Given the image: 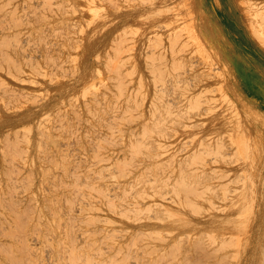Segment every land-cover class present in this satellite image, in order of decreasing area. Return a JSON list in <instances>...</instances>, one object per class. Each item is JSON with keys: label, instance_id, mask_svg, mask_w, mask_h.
I'll return each instance as SVG.
<instances>
[{"label": "rangeland", "instance_id": "374dc122", "mask_svg": "<svg viewBox=\"0 0 264 264\" xmlns=\"http://www.w3.org/2000/svg\"><path fill=\"white\" fill-rule=\"evenodd\" d=\"M54 1L58 3V0H53L52 4ZM61 1L63 0L59 1L60 6H58L59 4H57V6L55 5V7L53 6V10L51 7L47 11L41 10L39 8L42 5H37V3L33 5V7L39 6L36 8L37 10L35 9V12H26L22 8L20 1L5 0L4 7L10 2L15 6V9L9 12H5L4 9L0 11V264H128L127 262L130 260H135L133 259L134 256L135 258L137 257V262L139 264H205L206 261V264H217L219 258V264H235L238 258L246 256L245 254L250 252L249 250L256 246V243L257 245L261 243L264 246V219L262 222H259V220L262 219L259 217L260 211L262 213L264 212V179H262L264 178V110L260 109L256 103L259 93L262 94V98L264 96V44L262 46L264 42V28L261 26L264 25V0H118L120 3L116 2L114 4L112 3L113 0H111V2H108V0H89V3L91 2L97 7L101 5L102 9H104V11H102L105 13L107 12L106 15L101 13V16L96 15V13L100 14V10L98 11L99 13L96 12L95 9H92L93 5L87 3L86 0H79L81 3L78 0H66L69 2L68 8H66L68 2L64 0L66 4L62 5L61 3L63 2ZM240 1H242V3ZM246 1H250L249 3H251V5H249L252 8L247 5L248 3H246ZM77 3H79V6ZM116 4H119L120 7L116 6ZM115 6L122 9H114L116 8ZM34 8L32 9L34 10ZM98 9L99 8H97V10ZM125 12H129V14L126 13L128 14L126 15L124 14ZM72 13H77L78 15H73ZM92 13L96 15L95 18L97 20L94 17L91 18ZM108 14L109 16H107ZM70 15H73L74 18ZM80 15L81 18H78L80 22H77V17ZM123 15H125V18ZM148 15H150V17H148ZM64 16L67 17L66 20H70L65 22ZM82 16H84V19ZM103 16H105L104 20L101 19ZM59 17L61 19L64 18V20L62 19L63 22L60 21V23H65L67 26L64 24L61 28L60 26L62 24H60L58 25L60 28L56 27V24L60 20ZM47 18L52 20L47 21L49 23L52 22L50 25L56 26L51 28L50 26L48 27L49 24L45 23ZM21 19L23 23H20ZM55 19L57 21H55ZM90 19H93L92 21H95V23H98L99 19L102 24H93V27L92 25L88 27L86 22L91 23L92 21ZM10 20H13V24L8 23ZM42 20H44V22ZM71 20H73L74 24ZM120 20L123 21L120 22ZM124 20H127L125 24ZM70 21L72 25L78 27L72 29V26H70L71 24H69L70 28H68V22L70 23ZM119 23L123 25L119 27ZM190 23H192L190 28L192 27L193 32H195L194 34L192 30L189 29ZM227 23L228 25H226ZM81 24H83L85 35L83 32L81 33L79 31L82 27ZM125 25L127 26L125 27ZM85 26L88 27H86L87 30H85ZM139 26L142 27L140 28ZM64 27L66 28L63 29ZM111 27L113 28L110 29ZM157 27L158 30L155 29ZM123 28H125L126 32L128 31L127 38L131 36L130 38H133L132 40L124 38L126 36L121 37L126 35L125 33H120ZM146 28L148 29L147 32L145 31ZM216 28L218 31H216ZM108 30H110V33L111 31L112 33L117 31L116 34H114L115 38L114 36L112 37V33L111 36H109ZM150 30L152 31L150 32ZM261 30L262 32H260ZM78 32H80L81 35ZM150 33L155 36L154 39L156 37L159 38V40H155L157 41L155 45L158 44L161 46L159 48L157 45L159 52L164 50L160 52L161 55L157 52V47L155 48V46H153L154 41L152 40V42H149L153 37L150 36ZM158 33H163V37H158ZM131 34L134 37H132ZM144 34L148 35L147 40ZM195 34L198 40H200V43L197 41ZM85 36L87 37L86 41L84 38ZM254 36H258L259 39L257 40ZM81 37H83V39ZM94 37L96 40H94ZM192 37L196 39L192 40ZM109 38L114 40L108 42V40L110 41ZM124 41V44H126L127 41H133L130 43L128 42L127 45L132 43L128 46L122 44L126 46V48L128 47L126 50L133 52L135 47L134 51L138 48V51L136 50L137 52H134L136 54H131L133 56L130 58L128 57L130 53H128V51L126 52L124 47L122 49V45L120 46ZM168 41L170 42L168 43ZM90 43L94 50H91L93 48ZM82 44L83 48L87 46L86 44H88V46L83 49ZM94 44L96 46H94ZM103 44H105V46ZM89 47L90 49H88ZM99 48L102 49V51ZM119 48L125 52L122 51L121 54L119 50V54ZM164 48H166V50ZM225 49H229V52L228 50L225 51ZM86 50H88L87 53ZM192 50L193 54L191 52ZM105 53L108 55L110 54L112 63L110 60V62L107 63L106 60L109 59V56L105 55ZM85 54H89L88 57H86ZM205 54L207 56H205ZM112 55L113 58L111 57ZM105 56H107L108 59H105ZM145 56H147V60L149 61L146 62L147 64H152L154 68L158 67L155 70L150 68V71H152L151 73L149 70L144 71L146 67H150H145V65H143L144 63H142V60H144V62L146 60ZM177 56V60L179 59L180 61L181 59V63L179 64L177 63L179 61L174 59ZM236 56L237 58H235ZM96 57L101 61L98 60L100 62L99 64ZM133 57L136 65L134 64V60H132L133 63L130 61ZM157 57H159V59ZM205 57H207V59ZM92 58L93 60L96 58V61L91 60ZM118 60H121L122 66L125 64L124 67L126 66L127 72L129 68L132 72L134 71L131 69L130 65L133 66L132 68L136 66L138 69L134 73L135 75L139 73L138 75H140V77L144 75L140 78L143 79L142 81L144 83V79L149 76V74L145 76L147 72H149L150 75L154 74L156 80H162V78L164 80L165 78L166 84L170 82V78L173 79L171 81L174 82L175 80L177 82L175 83L176 85L173 84V82L171 85L172 87L175 85L177 86L176 88H179V94L176 88H174V90L177 91L175 93L180 97H178L177 94L174 95L175 98L172 96L174 99L168 96L172 99L169 102L168 100L170 99L168 98V100H166V96L174 94L170 91V89L172 90V87L170 88L171 85L164 84L163 86L160 81L159 85L156 84L154 86L155 83H159L155 81V77L152 76L154 77V81L151 80V77L146 78L149 80H147L148 82H154L153 86L155 88L157 86L162 96L166 95L164 99L158 100L159 105H155H158L157 108L161 106L164 100L169 102L168 106L172 105V103H174L173 101L178 97L177 99L179 101L176 99L177 103H174L176 105L173 104L177 110L172 106V108L168 107L165 111H163L164 109L161 110L160 108L167 107L164 101L163 103L165 104H162L163 107L158 109L159 114L163 115V113H160V110L161 112H166L168 110L166 114L169 112L170 115V112H174L181 115L183 112L186 113L188 111L187 109H190L189 104L192 105L191 103H193L191 109H194V111L198 113L202 107H207L206 105L208 102L210 104H208L207 110H205L206 108L204 109L205 112L208 111L209 108H212L209 110L212 111V113L206 112L205 114L203 112V116L207 115V117L202 116V118H197L195 116V118L193 117L189 122H187L188 118L187 121L184 118L189 115L188 113L191 109L188 111L187 115H182L184 117L178 114L179 118L181 117L185 121L178 120L176 115L175 118L180 122L182 121L185 125V129L183 130L181 129L182 123L177 121V124V122H175L176 119L174 121L176 123H174L175 125H180L182 131L179 130V134L181 136L179 134L175 136L178 130H174L173 127L175 125L172 119L167 118V120L171 119L174 125L172 128L176 133H174L173 130H171V132H162L164 136L169 133V136L174 134V140L173 138L171 140L169 136L170 140H168V137V139H165L160 132L163 130V126L168 127L166 124L168 121L166 119H164L166 120L164 122L166 125H161L159 127V129H162L160 132L153 130L150 125L151 122L153 123V121H155V117L153 119V116L157 113V110H152V105H150V103L155 100L153 99L155 93L153 94L152 92L157 90L155 88L154 90L153 86L152 88H150L151 86L148 87V85L152 83L149 84L146 82L147 90L149 88L147 98L150 95L148 101L152 99V102L148 103L147 101L149 105H147V108L150 109L147 110L148 112L151 110L156 112L153 116L150 114L152 118L148 117L150 116L148 115L150 112L147 114L148 133H150L149 131L151 128L153 133H157V136L150 135V138L152 136L156 142L160 141L163 148L170 143L167 141L175 142V144L173 143L174 145L172 148L167 147L166 150L163 151L165 155H163L162 151L154 150L157 151V154H159L158 152L161 153V157L155 154L160 160L158 158H153L154 154L152 155L150 153L151 151L153 153V149L151 150V146H149L151 150L149 151L147 147V162L149 163V158L151 157V161L157 159V161L152 162V164L150 161V171L153 169L151 174L148 171L150 167H147V174L149 173V178L147 177V180L149 182L153 178L155 180L158 173L164 170V173H160L157 177L158 180L156 179L155 183L154 180L153 182L151 181V183L147 182V190L153 189L150 190L151 192L147 191L148 194L150 193L148 197L150 198L152 195L151 193L154 191L158 196L161 194V197L159 196L157 198L155 193H153L156 198L153 197V200L151 198L149 202V198L147 197V205L144 201L138 200L142 206L138 207L139 210L137 211L129 209L131 206L127 203H129L130 200L120 198L122 195L119 197V202L117 199L115 201L112 200L115 204L114 206L111 204V201L109 203V201L102 199L99 196L100 192L91 190L92 186L99 187L104 183L110 184L114 182L116 186H120V192H127L133 187L132 184L135 179V174L130 173L135 169L134 165L122 167L128 163L129 160L117 164V160L123 161L125 156H127V152H123L124 145L119 140L120 136L117 137L116 132L112 136V134L107 131L106 127L103 128L100 126L102 119H105L107 125L110 123V120H108L109 118L105 117V112L109 108V104L110 107H113V103L110 102V99L112 101L113 98H109L111 97L110 95H115V98H117V93L115 94V92L121 90L123 92L121 93L120 91V93H118L119 95L123 94L124 96L125 94H130L134 97L136 92L134 91L135 85H133V83L139 80L138 75L136 76L138 80H136L137 78H134V73L128 75L130 73L129 71L126 78L124 72L122 77V72L120 70L122 69V71H125L124 69H126L122 67L118 68L119 72H121V76L118 74L119 72L116 73L117 71L114 69V65H121V63H116ZM137 60H139V62H137ZM113 61H115V64ZM102 63H105V65ZM106 63L107 65L111 64L109 72L108 68L110 66H107ZM175 63L178 64V70H174V68H176ZM188 63L190 68L187 66ZM139 65L145 68H141ZM166 65H171L170 67L172 68L168 69L169 66ZM179 65H182V70ZM96 66H98V69L95 68ZM193 67L196 68L194 69ZM112 69H114L117 76L113 73L114 71ZM187 69L194 70L189 71ZM110 70L113 71L112 73L115 77L121 78L120 80L125 78L122 80V82H125L124 85L120 80L117 81L114 75H112V77L114 81H117L114 82V84L120 82L119 85H112L113 81L109 83L112 79ZM153 70L156 71V73L153 72ZM184 70L190 73L187 72V74ZM196 70L199 71L196 73ZM139 71H141V73ZM158 71H161L160 78L157 76L159 75V73H157ZM175 71L177 74L173 73L172 76L168 75V73L170 74V72ZM181 72H183V74ZM106 74L109 75L108 77L110 78H107ZM180 74L184 75V77L182 76L181 81L178 82L177 79L181 78ZM197 74H200V78ZM188 75H192L191 77H195V81L199 80V83H202L197 85V83L192 80L190 86L189 82L191 78L190 76L188 78ZM201 76L204 78L206 77V81L203 80ZM128 77L129 79L127 81ZM167 77H169V79ZM200 79L204 82L200 81ZM207 79L210 80V84H208L209 81ZM185 82H188L189 84L187 85L186 83V85L190 87L185 86ZM193 82H195L196 87H194ZM106 83H109V85L111 84V86ZM246 85L252 89L250 96L256 100L255 102L253 100L250 101V98L247 97L249 95L246 93L248 89ZM118 86L119 89L117 90ZM122 86L124 87L121 88ZM167 86H169L170 89ZM192 86L195 89L190 91V88H193ZM201 86L202 88L207 87V91L205 90L207 96L202 93L205 88L202 89ZM166 89L170 92L166 93ZM187 89L188 92H191L190 95H192V93L196 95L197 93L198 96H201L198 97V105H196L197 97L195 95L190 96L192 98L195 97L193 98L194 101L196 99L195 105L193 100L186 103L189 100V93L186 92L187 96L185 95V90L187 91ZM181 90L184 92L183 95L182 92L180 93ZM83 91L86 92V94H84ZM109 91L112 94L108 95ZM150 92L152 94H150ZM164 92L165 95H163ZM103 94H106V96H103ZM127 95H125L126 99L125 97H121L120 99L128 100L131 96L127 99ZM234 96H237L235 97L237 100ZM133 97H131V99ZM158 97L161 98L160 96ZM158 97L156 99H158ZM105 98H107V100ZM114 101L115 99L113 102ZM158 101L154 103H158ZM178 102H180L179 104L181 106L183 105V107H185L184 104L187 105L184 109L183 107L179 108V105L177 106ZM88 109H90V111ZM171 109L173 111H171ZM182 110L183 112L181 113ZM202 110L203 109H201L200 112ZM219 111H221L223 117L222 120L219 119L220 121L216 119L220 114ZM89 112L93 115L90 116ZM254 112L257 116L256 114L254 115ZM25 114L29 116V118L27 117V122L18 123L20 119L23 120V118L26 117ZM166 114L165 116L169 117ZM171 114L175 115L173 113ZM93 116L96 117L94 118ZM165 116L161 117L166 118ZM198 116H201L200 113ZM240 116H242V118ZM159 117L160 115L158 118ZM158 118L156 117V120H158ZM211 119L212 121L216 119L213 124H211ZM149 120L151 121L150 123L148 122ZM164 120L161 119L162 122H160V120L159 122L163 123ZM201 120L208 122L204 124ZM195 121L200 122H197L198 125L195 123L194 126H191ZM170 123L171 122L168 124L170 125ZM199 124L203 125V127L197 128ZM7 125H9V127H7ZM187 126L188 128H186ZM195 126L197 129H194ZM215 126L217 127L214 128ZM170 127L168 128L170 129ZM155 128L156 126H154V129ZM260 129H262V132ZM113 130H115V128H113ZM195 131H197V133ZM195 133L197 136L193 137ZM39 134H42V140H40V136H36ZM185 134H187L188 137ZM182 136L183 139H181ZM147 137L149 139L148 135ZM214 138V142L217 141L216 143L218 144L213 142ZM229 138L231 139V143ZM178 139H180V141ZM37 140L42 144L39 143L40 145H38ZM164 140L167 141L164 142ZM232 142H234L236 146ZM147 143V145L154 144V142L151 143V141H147ZM213 144L216 145V148L218 147L220 150H224V152H219L220 150L216 151V149L212 150V147L215 148ZM156 145L159 146V144ZM156 145L154 144L157 149ZM154 146L152 145V148H154ZM177 147H181V149ZM212 151H216V153L220 155L217 156L215 153L213 154ZM167 152L168 154H166ZM213 155L214 157L216 155L215 160H213ZM252 155L254 157H252ZM188 156L190 157L188 158ZM186 159L188 160L186 161ZM158 160H164L163 163H166L163 169H161L163 166L162 164H156ZM178 161L181 163H178ZM234 162L236 163L233 164ZM198 164L200 166H198ZM154 165H156V167H154ZM183 165L186 166L184 167ZM195 166L200 168L196 169ZM183 167L184 169H181ZM176 168L178 169V173L180 172L179 174ZM238 170H241V173H239ZM157 171L159 172L157 173ZM186 171H188V173ZM185 173L188 174V178L185 177L187 176L184 175ZM190 173H192V176L194 175L193 173H195L199 179L192 178ZM110 174L111 176H109ZM178 176L180 178L179 181L177 180ZM181 177H185L186 181L184 178V181H182ZM194 179H198L199 181L193 182ZM188 180L190 184L187 183ZM191 182L195 185H191ZM243 182H245L247 189ZM152 183H157L154 185L155 187L158 186L157 190L154 189V186L149 188L148 184L152 186ZM239 187H242L241 189L244 191H239ZM173 188H177L176 192H174L175 189L172 191ZM132 189L135 188L133 187ZM158 192L160 194H158ZM179 192L182 193H180L181 196L178 195ZM176 194L179 198L181 197L180 199L177 198L182 205H179L182 208L181 210L179 209V212L174 208L177 207L174 205V203L176 204L177 202ZM221 196H223L224 199ZM202 197H208L211 200L206 199L205 203V199L203 200L204 202L201 200ZM162 198L165 200L161 201L160 199ZM158 202H164L162 204L160 203L162 206L164 205V209L162 208L163 210L160 208L164 214H160L161 211L159 212ZM203 204H205V206L213 204L214 206H210L212 208L210 209V207L207 208ZM167 210L169 212H167ZM172 210L174 211V215L172 214ZM139 211L140 213H137ZM170 212L171 214L168 215ZM156 213L158 216L157 218ZM177 216L179 218H176ZM133 217L134 219L136 218L135 221H133ZM139 217L141 218L140 220L138 219V221L137 218ZM95 224L97 226H94ZM209 229L211 233H213V235L210 234L212 238L209 234L201 232L202 230L210 233ZM145 231L147 232L145 233ZM200 232L205 236H201ZM219 233H222V235ZM198 235L201 237L199 236V238H197ZM216 236L219 239H217ZM252 236L258 237L253 239ZM251 239H253L252 242L250 241ZM220 242H222V246ZM206 245L211 246H207L209 248L206 250ZM143 247L145 250H143ZM263 248L264 247H262L260 252L262 261H264ZM115 249L116 251H114ZM105 251L106 254L104 253ZM135 252H137V256L136 254L134 255ZM233 252H236V255L233 254ZM96 253L99 254L98 258L100 259L97 258ZM229 253L237 257L236 262L234 261L235 257L232 258L233 256L231 254V260L228 259L230 255L227 256L226 254ZM141 257L143 259H141ZM206 257H208V260H205ZM94 259L97 262H93Z\"/></svg>", "mask_w": 264, "mask_h": 264}, {"label": "bare ground", "instance_id": "6f19581e", "mask_svg": "<svg viewBox=\"0 0 264 264\" xmlns=\"http://www.w3.org/2000/svg\"><path fill=\"white\" fill-rule=\"evenodd\" d=\"M17 1H20V4H21L22 8H23L26 12H31V11H32V12H33V11L35 12V11L37 10L36 8L39 7V6H36V7L34 6V7H35V8H34L33 5H34V4H37V3H38L37 5H40V6L42 5V6H41L42 8L40 7L39 9H41V10H46V11L49 10L50 7H51V9L54 8L55 5L57 6V4H59L58 6H60V3H59L60 0H58V3H56V2L54 1V3H53L54 5L52 4L53 0H52V1H51V0H42V1H40V0H17ZM39 1L42 2V3H40ZM56 1H57V0H56ZM65 1H66V0H65ZM65 1H64V0L61 1V2H63V3H61V4L63 5V4H66V2H68V1H66V2H65ZM74 1H75V0H74ZM78 1H79V0H78ZM82 1H83V0H82ZM109 1L111 2V0H108V2H109ZM113 1H114V0H113ZM113 1H112L113 4L116 3V2H119L118 0H117V1L115 0L114 2H113ZM149 1H151V0H149ZM166 1H167V0H166ZM79 2H80V1H79ZM86 2L89 3V0H86ZM104 2H105V1H104ZM108 2H107V3H108ZM164 2H165V1H164ZM179 2H180V1H179ZM202 2H203V1H202ZM240 2L242 3V1H240ZM249 2H250V1H249ZM249 2L246 1V3H248V4H247L248 6L251 5V3H249ZM4 3H5V0H0V11H1V10L3 11V9H4L5 12H9V11L15 9V6H13L12 3L9 2V3L7 4L6 7H4ZM39 3H40V4H39ZM80 3H81V2H80ZM87 3H86V4H87ZM90 3H91V2H90ZM90 3H89V4H90ZM119 3H120V2H119ZM139 3H140V2H139ZM165 3H166V2H165ZM70 4H71V3H70ZM78 4H79V3H77V5H78ZM89 4H88V7H89ZM142 4H143V3H142ZM142 4H141V5H142ZM198 4H199V2H198ZM249 4H250V5H249ZM51 5H52V6H51ZM91 5H93V4L91 3ZM184 5H185V4H184ZM202 5H203V4H202ZM220 5H221V4H220ZM53 6H54V7H53ZM68 6H69V2H68V4H67V7H66V6H65V7L68 8ZM78 6H79V5H78ZM116 6H119V4H116ZM116 6H115V7H116ZM165 6H166V5H165ZM188 6H189V5H188ZM192 6H193V4H192ZM192 6H191V7H192ZM208 6H209V5H208ZM243 6H244V5H243ZM252 6H253V5H252ZM61 7H62V6H61ZM96 7H97L96 5H93V8H92V9H95L96 12H98V11L100 10V14H97V13L94 11V12L96 13V15H100V16H101V13H104V14L106 15L107 12H106V13L103 12L104 9H102L101 5L97 7V8H99L98 10H97ZM100 7H101V8H100ZM119 7H120V6H119ZM119 7H116V8H114V9H117V8H119ZM148 7H149V6H148ZM250 7H251V6H250ZM250 7H249V8H250ZM32 8H34V10H33ZM43 8H44V9H43ZM128 8H130V7H128ZM128 8H127V9H128ZM247 8H248V7H247ZM251 8H252V7H251ZM35 9H36V10H35ZM39 9H38V10H39ZM114 9H113V10H114ZM119 9H122V8H119ZM144 9H146V8H144ZM200 9H201V8H200ZM52 10H53V9H52ZM102 10H103V11H102ZM196 10H197V9H196ZM201 10H202V9H201ZM50 11H51V10H50ZM168 11H169V10H168ZM81 12H82V11H81ZM91 12H92V11H91ZM94 12H93V13H94ZM244 12H246V11H244ZM250 12H251V10H250ZM252 12H253V11H252ZM261 12H262V11H261ZM82 13H83V12H82ZM93 13L91 14V15H92L91 18H92V17H94V18L96 17V15H94L95 13H94V14H93ZM98 13H99V12H98ZM113 13H115V12H113ZM120 13H121V11H120ZM126 13L129 14V12H125L124 14H126ZM67 14H68V13H67ZM72 14L75 15V14H77V13H72ZM104 14H102V15H104ZM122 14H123V13H122ZM128 14H126V15H128ZM149 14H150V13H149ZM151 14H152V13H151ZM208 14H209V12H208ZM247 14H249V13H247ZM263 14H264V13H263ZM73 15H70V16H72V17L74 18ZM77 15H78V14H77ZM93 15H94V16H93ZM117 15H118V14H117ZM216 15H217V14H216ZM225 15H227V14H225ZM225 15H224V16H225ZM244 15H245V14H244ZM66 16H67V15H66ZM66 16H64L65 20H64V18H62L65 22H67L68 20L71 19V17H69V15H68V17H69L70 19L66 20V19H67ZM100 16H99V17H100ZM107 16H109V14H108ZM114 16H116V15H114ZM124 16H125V15H123V17H124ZM133 16H134V15H133ZM153 16H154V15H153ZM262 16H263V15H262ZM262 16H261V17H262ZM75 17H76V16H75ZM85 17H86V16H85ZM104 17H105V16H103L101 19L104 20ZM116 17H117V16H116ZM118 17H119V16H118ZM120 17H121V16H120ZM145 17H146V16H145ZM148 17H150V15H148ZM211 17H213V16H211ZM217 17H218V16H217ZM252 17H253V14H252ZM259 17H260V16H259ZM259 17H258V18H259ZM59 18H60V17H59ZM73 18H72V19H73ZM78 18H81V15H80L79 17H77V22H80V21H78V20H80V19H78ZM82 18L84 19V16H82ZM94 18H93V19H94ZM114 18H115V17H114ZM121 18H122V17H121ZM124 18H125V17H124ZM156 18H157V17H156ZM263 18H264V17H263ZM57 19H58V18H57ZM62 19L60 18L59 22L56 24L57 26H56L55 24H53V25H55L56 27H58V25L62 24V25L60 26V27L62 28L63 25L65 24V23H60V21H62ZM93 19H92V20H93ZM95 19H96V18H95ZM106 19H107V17H106ZM127 19H128V18H127ZM144 19H145V18H144ZM146 19H147V18H146ZM216 19H217V18H216ZM260 19H262V18H260ZM49 20H51V19L47 18V20H46V22H45L46 24H49L48 27H49V26H50V28H51V27H55V26H52V24L50 25V23H52V22H50V23L47 22V21H49ZM74 20H76V19H74ZM90 20H91V19H90ZM92 20H91V21H92ZM96 20H97V19H96ZM140 20H141V19H140ZM209 20H210V19H209ZM214 20H215V19H214ZM255 20H256V19H255ZM42 21L44 22V20H42ZM51 21H52V20H51ZM55 21H57V20L55 19ZM55 21H54V23H55ZM71 21H72V23H73V20H71ZM71 21H70V23L68 22V28H70V27H69V24H71L70 26H72V29L75 28V27H78V26H74V25H72ZM122 21H123V20H120V22H122ZM126 21H127V20H124V24L126 23ZM141 21H142V20H141ZM62 22H63V21H62ZM75 22H76V21H75ZM77 22H76V23H77ZM93 22H94V23H93ZM100 22H101V20L99 21V19H98V23H95V21H92V22H91L92 24H91L90 22H88V23L86 22V25L88 24V25H87L88 27H89V25H92V27H93V24H99V25H101L102 22H101V23H100ZM116 22H117V21H116ZM214 22H215V21H214ZM248 22H251V21H248ZM252 22H253V21H252ZM254 22H256V21H254ZM8 23H9V24H13V20H10ZM20 23H23V22H22V19L20 20ZM114 23H115V22H114ZM142 23H143V22H142ZM142 23H141V24H142ZM166 23H167V22H166ZM192 23H193V21H192ZM192 23L189 24V29H191V30H192V27L190 28V25H191ZM222 23H223V22H222ZM229 23H230V22H229ZM73 24H74V23H73ZM186 24H187V22H186ZM186 24H185V25H186ZM215 24H216V23H215ZM65 25H66V24H65ZM75 25H76V24H75ZM82 25H83V24H81V26H82ZM110 25H111V24H110ZM122 25H123V24H122ZM122 25L119 23V27L122 26ZM138 25H139V24H138ZM142 25H143V24H142ZM212 25H213V24H212ZM226 25H228V23H227ZM249 25H250V24H249ZM66 26H67V25H66ZM81 26H80V27H81ZM87 26H85V28H86ZM112 26H113V25H112ZM116 26H117V25H116ZM126 26H127V25H125V27H126ZM149 26H150V25H149ZM161 26H162V25H161ZM169 26H170V25H169ZM192 26H193V25H192ZM213 26H214V25H213ZM261 26H263V28H264V25H261ZM60 27H58V28H60ZM88 27H87V28H88ZM113 27H114V26H113ZM113 27H111L110 29H112ZM119 27H117V28H119ZM139 27L141 28L142 26H139ZM146 27H147V26H146ZM158 27H159V26H158ZM158 27L155 28V29L158 30ZM214 27H215V26H214ZM258 27H259V26H258ZM58 28H57V29H58ZM65 28H66V27H64L63 29H65ZM87 28H86L85 30H87ZM105 28H106V27H105ZM108 28H109V27H108ZM115 28H116V27H115ZM137 28H138V27H137ZM163 28H164V27H163ZM163 28H162V29H163ZM218 28H219V27H218ZM230 28H231V27H230ZM254 28H255V27H254ZM75 29H76V28H75ZM78 29H79V28H78ZM151 29H152V28H151ZM165 29H166V28H165ZM189 29H188V30H189ZM214 29H215V28H214ZM216 29H217V28H216ZM81 30H82V31H81ZM81 30L79 29V31H80L81 33L83 32V34H84L85 31H83V30H84V29H83V26L81 27ZM113 30H114V29H113ZM163 30H164V29H163ZM231 30H232V29H231ZM255 30L259 31L258 29H255ZM88 31H89V30H88ZM90 31H91V29H90ZM109 31H110V30H108V32H109ZM145 31L147 32L148 29L146 28ZM151 31H152V30H150V32H151ZM159 31H160V30H159ZM184 31H185V30H184ZM216 31H218V29H217ZM252 31H253V30H252ZM80 32H78V33L81 35ZM116 32H117V31H115L114 33H112V31H111V33L113 34L112 37L114 36V38H115V35H114V34H116ZM121 32H122V34H123V33L126 34V35H123V36H121V37L126 36V37H124V38H126V39H131V40L133 39V38H130L131 36H129V38H127V36H128V31L126 32L125 28H123V30H121L120 33H121ZM173 32H174V30H173ZM192 32H193V30H192ZM255 32H256V31H255ZM260 32H262V30H261ZM78 33H77V34H78ZM111 33L109 32V36H111ZM130 33H131V32H130ZM143 33H145V32H143ZM183 33H184V32H183ZM194 33H195V32H193V34H194ZM257 33H258V32H257ZM83 34H82V35H83ZM86 34H87V32H86ZM88 34H89V33H88ZM166 34H167V33H166ZM179 34H180V33H179ZM260 34H261V33H260ZM84 35H85V34H84ZM96 35H97V34H96ZM129 35H130V34H129ZM131 35H132V34H131ZM158 35H159L158 37H161V38L163 37V33H162V34L158 33ZM160 35H161V36H160ZM195 35H196V34H195ZM257 35H259V34H257ZM87 36H88V35H87ZM144 36H146L145 38H146V40H147V36H148V35H145V34H144ZM150 36H153V37L151 38ZM150 36H149V37H150L151 39L149 40V42H152V40H153V41H154V42H153V46H155V48H156L158 44L155 45V42L157 43V41H155V40H159V38L156 37L157 39H156V38L154 39L155 36H154V35H151V33H150ZM169 36H170V35H169ZM169 36H168V37H169ZM174 36H175V35H174ZM174 36H173V37H174ZM177 36H178V35H177ZM192 36H194V35H192ZM233 36H234V35H233ZM252 36H253V34H252ZM261 36H262V35H261ZM261 36H260V37H261ZM95 37H96V36H95ZM95 37H94V38H95ZM103 37H104V35H103ZM107 37H108V35H107ZM132 37H134V36L132 35ZM138 37H139V36H138ZM140 37H141V36H140ZM149 37H148V39H149ZM164 37H165V35H164ZM186 37H187V36H186ZM190 37H191V36H190ZM194 37H195V36H194ZM262 37H263V36H262ZM81 38L83 39V37H81ZM84 38H85V41H86L87 37L85 36ZM196 38H197V35H196ZM196 38H193V37H192V40H193V39H196ZM254 38H257V40L259 39L258 36H257V37L254 36ZM98 39H99V38H98ZM109 39H110V38H109ZM143 39H144V37H143ZM237 39H238V38H237ZM261 39H262V38H261ZM92 40H93V39H92ZM94 40H96V38H95ZM113 40H114V39H110V41L108 40V42H111V41H113ZM163 40H164V38H163ZM163 40H162V43H163ZM177 40H178V39H177ZM177 40H176V41H177ZM263 40H264V39H263ZM85 41H84V42H85ZM89 41H90V40H89ZM165 41H167V40H165ZM181 41H182V40H181ZM181 41H180V42H181ZM197 41H199V43H200V40H198V38H197ZM197 41H196V42H197ZM202 41H203V40H202ZM225 41H226V40H225ZM259 41H260V40H259ZM98 42H99V41H98ZM106 42H107V41H106ZM128 42L130 43V42H133V41H127L126 44H124V43H125V41H124V42H122V43L120 44V46H121L122 44H124V45H126V46L132 44V43H131V44H128V45H127ZM146 42H148V41H146ZM159 42H160V41H159ZM159 42H158V43H159ZM169 42H170V41H168V43H169ZM194 42H195V40H194ZM204 42H205V41H204ZM223 42H224V41H223ZM260 42H262V41H260ZM82 43H83V41H82ZM96 43H97V42H96ZM178 43H179V42H178ZM185 43H186V42H185ZM228 43H229V42H228ZM228 43H227V44H228ZM90 44H91V43H90ZM134 44H136V43H134ZM181 44H182V43H181ZM191 44H192V43H191ZM191 44H190V45H191ZM236 44H237V43H236ZM263 44H264V42L262 43V46H263ZM86 45L88 46V44H86ZM98 45H100V44H98ZM103 45L105 46V44H103ZM118 45H119V44H118ZM118 45H117V46H118ZM124 45H122L121 48L123 49V47H124V50L127 52L128 50H126V49H127L128 47L126 48V46H124ZM160 45H161V44H160ZM184 45H186V44H184ZM187 45H188V43H187ZM195 45H196V44H195ZM199 45H200V44H199ZM228 45H229V44H228ZM252 45H253V44H252ZM87 46H86V47H87ZM91 46H92V44H91ZM94 46H96V45L94 44ZM101 46H102V45H101ZM132 46H133V45H132ZM181 46H183V45H181ZM260 46H261V45H260ZM84 47H85V46H84ZM86 47H85V48H86ZM118 47H119V46H118ZM158 47L160 48L161 46L158 45ZM158 47H157V50L159 49ZM186 47H187V46H186ZM194 47H195V46H194ZM224 47H225V46H224ZM263 47H264V46H263ZM82 48H83V44H82ZM85 48H83V49H85ZM92 48H93V46H92ZM95 48H96V47H95ZM135 48H136V47H135ZM135 48H134V49H135ZM162 48H163V47H162ZM190 48H192V47H190ZM80 49H81V48H80ZM88 49H90V47H89ZM99 49H100V48H99ZM134 49H133V52L130 51V50L128 51V53H130V54L127 53L129 58L132 57L134 54H136V53H134V52H135L138 48H137L135 51H134ZM164 49L166 50V48H164ZM186 49H187V48H186ZM195 49H196V48H195ZM209 49H210V48H209ZM233 49H234V48H233ZM240 49H241V48H240ZM91 50H94V48L91 49ZM97 50H98V48H97ZM100 50L102 51V49H100ZM119 50L121 51V54H122V51H124V50H121V49L119 48V49H118L119 54H120V51H119ZM160 50H161V49H160ZM205 50H206V49H205ZM226 50H228V52H229V49H225V51H226ZM81 51H83V50H81ZM101 51H100V52H101ZM125 51H124V52H125ZM137 51H138V50H137ZM137 51H136V52H137ZM162 51H164V50H162ZM162 51H160V52H162ZM167 51H168V50H167ZM167 51H165V52H167ZM194 51H195V50H194ZM196 51H197V49H196ZM207 51H208V50H207ZM230 51H231V50H230ZM245 51H246V50H245ZM79 52H80V51H79ZM87 52H88V50H86V53H87ZM89 52H90V51H89ZM91 52H92V51H91ZM124 52H123V53H124ZM157 52L159 53V55H161V53L159 52V50H158ZM191 52H192V54H193V50H192ZM197 52H198V51H197ZM205 52H206V51H205ZM233 52H234V51H233ZM238 52H239V51H238ZM40 53H41V51H40ZM92 53H94V52H92ZM92 53H91V54H92ZM133 53H134V54H133ZM198 53H199V52H198ZM77 54H78V53H77ZM79 54H80V53H79ZM89 54H90V53H89ZM89 54H88V55H89ZM95 54H96V53H95ZM112 54H113V53H112ZM131 54H133V55H131ZM142 54H143V53H142ZM165 54H166V53H165ZM195 54H196V53H195ZM232 54H233V53H232ZM239 54H240V53H239ZM81 55H82V54H81ZM83 55H84V53H83ZM85 55H86V54H85ZM88 55H86V57H88ZM93 55H94V54H93ZM93 55H92V57H93ZM102 55H104V54H102ZM105 55H108V54L105 53ZM123 55H124V54H123ZM138 55H139V52H138ZM140 55H141V54H140ZM157 55H158V54H157ZM179 55H180V53H179ZM234 55H235V54H234ZM249 55H251V54H249ZM108 56H109V59L107 58V56H105V57H106L105 59H108V60H106L107 63L110 62V61H111V63H112V59L110 60V54H109ZM136 56H137V55H136ZM141 56H142V55H141ZM141 56H140V57H141ZM173 56H174V55H173ZM205 56H207V55L205 54ZM215 56H216V55H215ZM94 57H95V55H94ZM100 57H101V55H100ZM111 57L113 58V55H112ZM140 57H139V58H140ZM159 57H160V56H159ZM159 57H157V58L159 59ZM174 57H175V56H174ZM216 57H217V56H216ZM241 57H242V56H241ZM83 58H84V57H83ZM83 58H82V60H83ZM90 58H91V56H90ZM96 58H97V59H96ZM96 58H95V59L97 60V62H98V64H99L101 61L98 59V57H96ZM103 58H104V57H103ZM103 58H102V59H103ZM137 58H138V57H137ZM145 58H146L145 62H144V60H142V61H143L142 63H144L143 65H145V67H146V66H150V67H149V68L146 67L147 69H146L144 66L141 67V66H140V65H141V62H140V65H139V66H140L141 68H145L144 71H148V70H149V72L151 73L152 71H150V68H153L154 70H155L156 68H158V67H155V68H154V67L152 66V64H151V65H150V64H147L146 62H149V61L147 60V59H148L147 56H145ZM157 58H156V59H157ZM177 58H178V56H177L176 58H174V59H175L176 61H179V59L177 60ZM179 58H180V57H179ZM202 58H203V60H204V57H203V56H202ZM202 58H201V59H202ZM205 58L207 59V57H205ZM235 58H237V56H236ZM84 59H85V58H84ZM95 59L93 60V58H92L91 60L96 61ZM100 59H101V58H100ZM105 59H104V60H105ZM115 59H116V58H115ZM165 59H166V58H165ZM208 59H209V58H208ZM77 60H78V59H77ZM77 60H76V61H77ZM98 60H99L100 62H99ZM109 60H110V61H109ZM132 60H134V64L136 65L134 57H133V59H130V61H132ZM139 60H140V59H139ZM139 60H137V62H139ZM167 60H168V58H167ZM237 60H238V59H237ZM73 61H74V60H73ZM106 61H104V62H106ZM140 61H141V60H140ZM164 61H165V60H164ZM168 61H169V60H168ZM170 61H171V60H170ZM180 61H181V59H180ZM180 61L177 62V63H178V64L181 63ZM217 61H218V59H217ZM74 62H75V61H74ZM77 62H78V61H77ZM155 62H156V60H155ZM173 62H174V61H173ZM185 62H186V61H185ZM212 62H213V61H212ZM107 63H106V65H107ZM113 63L115 64V61H113ZM116 63H121V65H118V64H117V65L115 64L116 66L114 65V69L117 71L116 73L119 72V70H118L119 67H120V68L122 67L123 69L126 68V66L124 67V65H125L124 62H123L124 65L122 66V62H121V60H120V61L118 60V62H116ZM131 63H133V61H132ZM145 63H146V64H145ZM241 63H242V61H241ZM241 63H240V64H241ZM245 63H246V62H245ZM102 64L105 65V63H102ZM102 64H101V65H102ZM138 64H139V63H138ZM178 64L175 63L176 66H175V65H174V66H175L176 68L173 67L174 70L178 68V67H177ZM232 64H233V63H232ZM110 65H111V64H109V65H107V66H110ZM126 65H127V64H126ZM190 65H191V64H190ZM192 65H193V64H192ZM246 65H247V64H246ZM117 66H118V67H117ZM139 66H138V67H139ZM166 66H169V65H166ZM166 66H163V67L168 68V67H166ZM170 66H171V65H170ZM170 66H169L168 69L172 68V67H170ZM179 66H180V68H181V70H182V67H181L182 65H179ZM187 66H189V63H188ZM198 66H199V65H198ZM130 67H131V69H133L134 71L132 72V71L130 70V68H129V70H128V72L130 71L129 74H128V72H127V68L124 69L125 71H122V69L120 70V71L122 72V77H123V72H124V75L126 74V75H125V78H126L128 75H130L131 73L136 72V70L138 69L136 66H135V68H132L133 66L130 65ZM221 67H222V66H221ZM228 67H230V66H228ZM95 68L98 69V66H96ZM99 68H100V67H99ZM107 68H108V67H107ZM116 68H117V69H116ZM180 68H179V69H180ZM189 68H190V66H189ZM193 68L195 69L196 67H193ZM197 68H198V67H197ZM109 69H111V66L108 68V72H109ZM114 69H112V70L114 71ZM168 69H167V70H168ZM183 69H184V68H183ZM194 69H193V70H194ZM220 69H221V68H220ZM236 69H237V68H236ZM101 70H102V69H101ZM139 70H140V69H139ZM151 70H152V69H151ZM154 70H153V72L156 73V71H154ZM177 70H178V69H177ZM187 70H189V69H187ZM190 70H192V69H190ZM190 70H189V71H190ZM193 70H192V71H193ZM218 70H219V69H218ZM239 70H240V69H239ZM239 70H238V71H239ZM110 71H111V70H110ZM113 71H111V73H112ZM142 71H143V70H142ZM185 71H186V70H184V72H185ZM189 71H187V72H189ZM192 71H191V74H192ZM198 71H199V70H198ZM198 71L196 70V73H197ZM99 72H100V70H99ZM121 72L118 73L120 76H121V74H120ZM125 72H127V73H125ZM139 72L141 73V71H139ZM149 72H147V74H145V76H147V75L149 74V76H147V77H151V78H152L151 80H153L154 77H155V81H157V82H159V83H155V84H154V82H152L151 80H150L151 82H148L149 80L146 79L147 77H146V78L144 77V78H145V79H144V80H145V83H144V82L142 81L143 79H140V78H142L144 75H143V76L141 75V77H140V75H138L139 73L136 74V75H135V73H134V75H135L134 78H137L136 80H138V77H139V80H138L137 82H134V81H133L134 83H136V84L133 83V85H135L134 91H136L135 94H134V97L131 96L130 94L127 95V94H125V92H124V94L127 95V99H128V97H130V96L133 97L132 99H131V97H130L128 100H125V99H126L125 95L123 96V94H121V95L118 94V93H120L121 90H119V92H118V91L115 92V94L117 93V94H116V95H117V96H116L117 98H115V95H114V96H113V95H110L111 97H109V98H113L112 101H111V99H110V102L113 103V107H110V104H109V108L107 109V106H106V109H107V110H106V112L104 111V112H105V115H106L105 117H108V118H109L108 120H110V121H109L110 123L107 125V124L105 123V119H102V121L100 122V126H102L103 128L106 127L107 131L110 132V134H112V136H113V134H114L115 132H116L117 137L120 136V139H119V140H120V141L122 142V144L124 145L123 152H127V156H125V158H124L123 161H118V160H117V164L120 163V162H124L125 160H126V161L129 160V162L126 163L125 165H123L122 167H127V166H132V165H134L135 169H134L133 171H131L130 173H131V174H135V179H134V182H133V184H132V186H133L135 189H132L133 187H131L130 190H128L127 192H120V186H116V185H115L116 183H114V182H113V183H110V184L104 183V184L100 185L99 187H98V186H92V188H91V190H93L94 192H95V191H96V192H100V195H99V196H100L102 199H104V200H106V201H109V203H110V201H111V202H112L111 204L114 205V206H115V204H114V202H113L112 200L115 201V200L117 199V201L119 202V197H120V195H122V197H120V198H123V199H125V200H126V199H129V200H130V202L127 203V204L131 206L129 209H130V210H133V211H137V210H139L138 207H141V206H142V204H140L138 200H142V201H144V203L147 205V197H148L149 194H150V193H149V194L147 193V191H148V190H147V182H148V183H151V181L153 182V180H154V178H153V179L150 180V182H149L147 179L149 178V177H148V174H149V173L151 174V171H153V169L150 171V169H151V164H152V162H156L157 159L151 161V159H152V157H151V158H149V159H150V160H149V163L147 162V161H148V160H147V155H148V154H147V147H148V150H149V151H151V150L153 149V153H152V151L150 152L152 155L154 154V155H153V156H154L153 158H158V157H161V153H160L161 151H162L163 155H165L163 151H165L167 147H171V148H172V146L175 144V142L164 140V142H165V141L170 142V143H168L167 145L165 144L166 147H164V148H165V149H164L163 146H161L160 141H159V142H158V141L156 142V140H155L154 138H152V136H151V138H150V135H155V136H157V133H156V132L153 133V130H157V132H160V130H162V129H161V128L159 129V127H160L161 125L163 126V125H166V124H167L168 127L171 126L170 129H169L167 126H166V127L163 126L164 128H163V130H162L160 133L163 134L162 132H164V131H165V132H166V131L171 132V130H173V128H174V130H176V129L178 130V131L176 130L177 133H176V131L173 130V132L176 133V134H175V136H176L177 134H179V130H181V129L184 130V129H185V128H184L185 125L183 124V122H182V121L180 122V121H178V120H183V121L186 120V121H187V118H188V121H187V122H189L190 119H193V117L195 118V116H196L197 118H198V117H199V118H202V116H203L204 113H205V114H206V112H207V113H208V112H209V113H212V111H209V110L212 109V108H209V110L205 112V110H207V108H208V106H209L208 104H210V103L208 102V104L206 105L207 107H205L206 109L203 108V107L201 108V109H203V110L205 109L204 111H203V110L201 111L202 114H201V112H200L201 109L199 110V113H200L201 116H198L199 113H198L197 111H194V109H193V110L191 109V106H193V103H191L192 105L189 104L190 109H191V110H190V109H187L188 111L190 110L189 113H188V111H187V112L185 111L186 113H184L183 110H182L181 113L183 112V114H181V115H180L179 113H174V112H170V115H169V112H168V114H166L168 110H167L166 112H163V111H165L168 107H169V108L175 107V106H173V104H174L175 102L177 103L176 99H177L178 97H180V96H178V94H179L178 89H179V88H176L177 86H175V85H176L175 83H177V82H176L175 80H174V82H173V81H171V80H173L172 78L169 79V77H167V78L169 79L170 82H169V83L167 82V84H166V82H165V78H164V80H163V78H162V80L158 79V77L160 76V72H161V71H160V72H159V71L157 72V73H159V75L156 74V75L158 76V77H157L158 80H156V76H154V74H151V75H150ZM178 72H179V71H178ZM187 72H185V73H187ZM113 73H115V71H114ZM113 73L110 75L111 78H112L113 80L111 79V81H109V83H111V82L113 81L112 85L115 86V85H119V83L121 82V83H123V85H124L125 82H122V80H124L125 78L122 79V80H120L121 78H119V77H115V75H114ZM116 73H115V74H116ZM144 73H145V72H144ZM144 73H143V74H144ZM173 73H176V74H177V72L175 71V72H170V74L168 73V75L172 76ZM181 73L183 74V72H181ZM189 73H190V72H189ZM200 73H201V72H200ZM226 73H227V72H226ZM109 74H110V73H109ZM127 74H128V75H127ZM166 74H167V73H166ZM187 74H188V73H187ZM106 75H107V74H106ZM112 75H114V77H115V79H117V81L120 80V82H119L118 84H114V82H117V81H116V80L114 81V78L112 77ZM119 75H118V76H119ZM132 75H133V74H132ZM137 75H138V77H136ZM180 75H181V74H180ZM195 75H196V74H195ZM197 75H198V74H197ZM226 75H227V74H226ZM108 76H109V75H107V78H110V77H108ZM116 76H117V74H116ZM152 76H154V77H152ZM182 76L184 77V75H181V78H180V79H177L178 82L181 81ZM189 76H190V75H188V78H189ZM191 76H192V75H191ZM191 76H190L191 81L189 82V83H190V86H191V82H192V80L195 81V80H194L195 77L192 78ZM193 76H194V75H193ZM198 76H199V78H200V74H199ZM198 76H196V77H198ZM203 76H204V75H203ZM129 77H130V76H129ZM129 77L127 78V81H128V79H129ZM161 77H162V76H161ZM201 77H202V76H201ZM226 77H227V76H226ZM107 78H106V79H107ZM159 78H160V77H159ZM167 78H166V79H167ZM202 78H203V80H205L206 77H205V78L202 77ZM202 78H201V79H202ZM210 78H211V77H210ZM197 79H198V78H197ZM201 79H200V81H203V80H201ZM228 79H229V77H228ZM228 79H227V80H228ZM101 80H102V79H101ZM130 80H131V79H130ZM130 80H129V82H130ZM133 80H134V79H133ZM147 80H148V81H147ZM207 80H208V79H207ZM230 80H231V79H230ZM131 81H132V80H131ZM153 81H154V80H153ZM160 81H161V84H163V86H164V84H166V85H171L172 82H173V84H175V85H174L175 87H174V86L172 87V85L170 86V88L172 87V90L169 88V86H167V87L170 89V91H171L172 93H174V94H171V95H167V96H166V95H165V92L163 93V95H165L166 98H167L166 100H168V98H169L170 96H171V98H172V96H174V95H176V94L178 93V94H177L178 97L173 101L174 103H172V105L168 106L169 102H170L172 99H174L175 96H174V98H172V99L169 98V99H170V100H168L169 102H167L166 100H164V101L166 102V106H167L166 108H160V107H163L162 104H165V103H163V102H164L163 100H162L163 102L161 101L162 103H161V106H160L159 108H160L161 110L164 109L162 112H161V110H160V113H163V115H162V114H159V112H158V111H159V110H158L159 108H157V107H158V105H159V101H160L161 99H164L165 96H162V93H160V92L158 91L157 86H156V88L154 87L156 84L159 85V84H160ZM188 81H189V80H188ZM205 81H206V80H205ZM208 81H209L208 84H210V80H208ZM107 82H108V81H107ZM146 82H148L149 84L152 83L151 85H148V87L151 86L150 88H152V86H153V84H154L153 89L155 88L157 91L152 92L153 94H154V93H155V94H154V96H153L154 98H153L152 96H151V97H152L153 99H155L154 102L159 100L158 103H157V102H156V103L152 102V99H151V100L149 99V101H148V98L150 97V95H149V97L147 98V96H148V94H149V93H148L149 88H148V90H147V85H146L147 83H146ZM163 82H164V83H163ZM195 82L197 83V85H200V83H202V82L199 83V80H197V81H195ZM195 82H193V83H194V87H196V86H195ZM203 82H204V81H203ZM233 82H234V81H233ZM109 83H106V84L109 85ZM130 83H131V82H130ZM130 83H129V84H130ZM186 83H187V85L189 84L188 82H185V86H187ZM198 83H199V84H198ZM127 84H128V82H127ZM204 84H205V83H204ZM233 84H234V83H233ZM238 84H239V82H238ZM107 85H106V86H107ZM121 85H122V84H121ZM133 85H132V86L130 85V86H131V87H134ZM109 86H111V84H110ZM190 86H187V87H190ZM204 86H205V85H204ZM208 86H210V85H208ZM246 86H247L248 89H249V90L247 89L246 93L250 96V93L252 92V91H251L252 89H251L248 85H246ZM123 87H124V86H122L121 88H123ZM192 87H193V86H192ZM194 87H193V88H190V91H193V90L195 89ZM226 87H227V86H226ZM101 88H103V87H101ZM114 88H115V87H114ZM165 88H166V87H165ZM174 88H176V90H177L178 92L175 91ZM201 88H202V86H201ZM201 88L199 87V89H201ZM204 88H205V89H204ZM204 88H202V89H204V92L202 91V89H201V91H202V93H204V94L206 95L205 90L207 89V87H204ZM222 88H223V87H222ZM112 89H113V86H112ZM118 89H119V86L117 87V90H118ZM155 89H154V90H155ZM191 89H192V90H191ZM199 89H198V90H199ZM223 89H224V88H223ZM109 90H110V88H109ZM114 90H115V89H114ZM166 90H167L166 93H167V92H170V91H168V89H166ZM173 90H174V91H173ZM115 91H116V90H115ZM150 91H151V90H150ZM163 91H165V90H163ZM182 91H183V90H181L180 93H181ZM199 91H200V90H199ZM206 91H207V90H206ZM224 91H225V90H224ZM83 92H84V91H83ZM111 92H112V91H111ZM122 92H123V91H121V93H122ZM157 92H158V93H157ZM175 92H177V93H175ZM186 92H188V89H187V91L185 90V95H186ZM195 92H197V91H195ZM102 93H103V92H102ZM104 93H106V92H104ZM113 93H114V92H113ZM152 93L150 92V94H152ZM159 93H160L161 95H160ZM188 93H189V96H188V97H189V100H188V102H186V103H189V101H191V100L194 101L193 98H195V97H193V98L190 97V96L193 95V93H192V95H190L191 92H188ZM84 94H86V92H84ZM109 94H112V93H110V91H109L108 95H109ZM156 94H157V95H156ZM158 94H159V95H158ZM169 94H170V93H169ZM183 94H184V92H182V95H183ZM227 94H228V92H227ZM232 94H233V92H232ZM108 95H107V96H108ZM132 95H133V94H132ZM155 95H156V98H157L158 96H160L161 98L158 97V99H156V98H155ZM194 95H195V94H194ZM194 95H193V96H194ZM202 95H203V94H202ZM205 95H203V96H205ZM233 95H234V94H233ZM241 95H242V94H241ZM97 96H98V95H97ZM103 96H106V94H105V95L103 94ZM112 96H113V97H112ZM168 96H169V97H168ZM186 96H187V95H186ZM195 96L197 97V102H196V99H195V101H194V105H195V102H196V105H198V103H199V102H198V97H199L200 95L198 96L197 93H196ZM206 96H207V95H206ZM227 96H228V95H227ZM249 96H247V97L250 98V101H251V100H253L254 102L256 101L255 99L251 98V96H250V97H249ZM101 97H102V95H101ZM121 97H125V99L122 100V99H120ZM162 97H163V98H162ZM200 97H201V96H200ZM232 97H233V96H232ZM235 97H237V96H234V98H235ZM93 98H95V97H93ZM102 98H103V97H102ZM207 98H208V97H207ZM234 98H233V99H234ZM244 98H245V97H244ZM258 98H260V100L264 101V96H263V98H262V96H259ZM258 98H257L256 103H257V104L264 105V103H261L262 101H261V102L258 101V100H259ZM105 99L107 100V98H105ZM105 99H104V100H105ZM114 99H115V101L113 102ZM184 99H185V98H184ZM184 99H183V101H184ZM186 99H187V97H186ZM208 99H209V98H208ZM235 99H236V98H235ZM94 100H95V99H94ZM106 100H105V101H106ZM177 100H178V99H177ZM209 100H210V99H209ZM236 100H237V99H236ZM147 101H148V103H149V102H152V103H150V105H152L151 108H152V110H154V109H155V111L157 110V111H156L157 113H156L155 111L153 112L152 110L149 111L150 113L148 112V110H150V109L147 108V105H148ZM178 101H179V100H178ZM186 101H187V100H186ZM234 101H235V100H234ZM90 102H91V101H90ZM110 102H108V103H110ZM180 102H181V101H180ZM180 102H178V104H177V106L179 105V106H178L179 108H180V107H183V105L181 106V105L179 104ZM236 103H237V102H236ZM105 104H106V103H105ZM127 104H128V105H127ZM156 104H158V105L155 106ZM181 104H182V102H181ZM89 105H90V104H89ZM97 105H98V104H97ZM174 105H176V104H174ZM184 105H185V107H186L187 104H184ZM111 106H112V105H111ZM115 106H116V107H115ZM148 106H149V105H148ZM171 106H172V107H171ZM211 106H212V104H211ZM247 106H248V105H247ZM104 107H105V106H104ZM154 107H155V108H154ZM185 107H183V109H184ZM187 107H188V106H187ZM212 107H213V106H212ZM236 107H237V105H236ZM86 108H87V107H86ZM149 108H150V107H149ZM179 108H178V109H179ZM195 108H196V107H195ZM240 108H241V107H240ZM240 108H239V109H240ZM250 108H251V107H250ZM101 109H102V108H101ZM147 109H148V110H147ZM173 109H174V108H173ZM175 109L177 110L176 107H175ZM198 109H199V108H198ZM198 109H197V110H198ZM88 110L90 111V109H88ZM171 111H173V110L171 109ZM174 111H175V110H174ZM222 111H223V110H222ZM237 111H238V110H237ZM247 111H248V110H247ZM203 112H204V113H203ZM240 112H242V111H240ZM251 112H252V111H251ZM89 113H90V116L93 115V114H91V112H89ZM148 113H149V114H148ZM155 113H156L157 116H156V115L153 116ZM164 113H165L166 115H168L169 117L165 116ZM171 113H173V114H175V115H172ZM187 113H188L189 115H187ZM215 113H216V112H215ZM219 113H220V114L218 115V117H216V119H218V121H220L219 119H221V120L223 119L221 111H219ZM237 113H239V112H237ZM246 113H247V112H246ZM87 114H88V113H87ZM107 114H108V115H107ZM147 114H148V115L151 114V115L153 116V119H154V117H155V121H153V123H152L150 120L148 121L149 123L151 122L150 125H151V127L153 128V130H152V128L150 129V131H149L150 133H148V130H147V124H148V123H147ZM178 114H179V116H182V115L185 116V115H187V117L184 118L185 120H184L183 118H181V117H180V118H181V119H180L179 116H178ZM240 114H241V113H240ZM247 114H248V113H247ZM255 114H256V113L254 112V115H255ZM25 115H26V117L23 116V117H25V118H23V120L19 118L20 120L18 121V123L21 124L22 122L24 123V121L27 122L26 120H27V117L29 118V116H27V114H25ZM103 115H104V114H103ZM151 115L148 116V117H151V118H152ZM159 115H160V117H161V116H163V117L165 116L166 118H162V117H161V118H160V117L158 118ZM171 115H172V116H171ZM176 115H177V119H178V120L175 118ZM251 115H252V114H251ZM251 115H250V116H251ZM30 116H31V115H30ZM100 116H101V115H100ZM173 116H174V117H173ZM184 116H182V117H184ZM188 116H190V117H188ZM208 116H209V115H208ZM214 116H215V115H214ZM256 116H257V114H256ZM93 117L95 118L96 116H93ZM93 117H92V118H93ZM156 117L158 118V120H156ZM203 117H207V115H205V116H203ZM220 117H221V118H220ZM240 117L242 118V116H240ZM243 117H244V116H243ZM246 117H247V116H246ZM251 117H253V116H251ZM261 117H262V116H261ZM21 118H22V117H21ZM167 118H171L172 121H173V124H174L175 122H177V121H178L179 123H182V124H181V129H180V125H179V126H178V125H175V124H176V123H175V124H174L175 126H174V125L172 124L171 119H168V120H167ZM253 118H254V117H253ZM149 119H150V118H149ZM161 119H162V120L166 119V120L168 121V123L171 122L170 125H169L167 122H166V124L164 123L166 120H164L163 123H160V122H162ZM175 119H176V121H175ZM216 119H214V120H216ZM261 119H263V118H261ZM28 120H29V119H28ZM159 120H160V122H159ZM198 120H199V119H198ZM214 120H213V121H212V119L210 120V121H212L211 124H213ZM248 120H249V119H248ZM253 120H254V119H253ZM255 120H256V118H255ZM263 120H264V119H263ZM106 121H107V120H106ZM111 121H112V122H111ZM174 121H175V122H174ZM201 121H202V120H201ZM251 121H252V120H251ZM107 122H108V121H107ZM154 122H155V124H154ZM178 122H177V124H178ZM191 122H192V120H191ZM197 122H200V121H195L194 123L191 124V126H194L195 123L198 125ZM207 122H208V121H207ZM207 122H206V121H202V123H204V124H206ZM157 123H158V125H157ZM159 123H160V124H159ZM111 124H112V125H111ZM152 124H153L154 126H156L155 129H154V126H153ZM200 124H201V123H200ZM200 124H199V126L196 125L197 128H198V127H203V125H200ZM211 124L209 123L210 126H211ZM249 124H250V123H249ZM98 125H99V122H98ZM215 125H216V124H215ZM256 125H257V124H256ZM172 126H174V127L172 128ZM176 126H177V127H176ZM188 126H189V125H188ZM188 126H187L186 128H188ZM196 126L194 127V129H197ZM207 126H208V125H207ZM210 126H208V127H210ZM257 126H258V125H257ZM7 127H9V125H7ZM148 127H149V126H148ZM175 127H176V128H175ZM189 127H190V126H189ZM211 127H212V126H211ZM216 127H217V126H215L214 128H216ZM218 127H219V125H218ZM261 127H262V126H261ZM113 128H115V130H113ZM149 128H150V127H149ZM167 128H168V130H167ZM259 128H260V126H259ZM259 128H258V129H259ZM164 129H166V130H164ZM189 129H190V128H189ZM189 129H188V130H189ZM151 130H152V131H151ZM158 130H159V131H158ZM253 130H254V129H253ZM181 131H182V130H181ZM192 131H193V130H192ZM260 131L262 132V129H260ZM151 132H152V134H151ZM165 132H164V133H165ZM173 132H172V134H173ZM184 132H185V131H184ZM195 132L197 133V131H195ZM215 132H216V130H215ZM215 132H214V134H215ZM160 133H159V134H160ZM193 133H194V132H193ZM196 133H195V135H194L193 137H196V136H197ZM169 134H170V133H169ZM169 134H167V135L165 134L166 136H164V134H163L162 136L166 139V138L169 136ZM187 134H188V133H187ZM187 134H185V135H187ZM216 134H218V133H216ZM41 135H42V134H41ZM41 135L39 134V135H36V136H40L39 138H40V140H42V139H41ZM147 135L149 136V139H150V140L148 139ZM179 135H180V134H179ZM188 135H190V134H188ZM188 135H187V137H188ZM180 136H181V135H180ZM213 136H215V135H213ZM227 136H228V135H227ZM114 137H116V136H114ZM169 137H170L171 140H172V138L174 137V134L171 135V136H169ZM169 137H168V138H169ZM190 137H191V136H190ZM190 137H189V138H190ZM235 137H236V136H235ZM155 138H157V137H155ZM168 138H167V139H168ZM170 138H169L168 140H170ZM184 138L187 139L186 137H184ZM227 138H228V137H227ZM181 139H183V136H182ZM190 139H192V138H190ZM229 139H230V138H229ZM235 139H236V138H235ZM38 140H39V139H38ZM38 140H37V142H38ZM44 140H45V139H44ZM152 140H153V141H152ZM154 140H155V141H154ZM157 140H159V139H157ZM173 140H174V138H173ZM178 140L180 141V139H178ZM178 140H177V141H178ZM216 140H218V139H216ZM236 140H237V139H236ZM249 140H250V139H249ZM147 141H151V143L154 142L155 145H156V144H159V146L156 145V146H157V149H156V147L154 146L153 143H152V144L150 143L151 145H147V144H148ZM179 141H178V142H179ZM214 141H215V138H214L213 142H214ZM229 141H230V143H231V139H230ZM46 142H47V141H46ZM167 142H166V143H167ZM178 142H177V143H178ZM216 142H217V141H216ZM216 142H214V143H215V144H218V143H216ZM39 143L42 144V143L39 141V142H38V145H40ZM171 143H172V145H171ZM173 143H174V144H173ZM177 143H176V144H177ZM179 143H180V142H179ZM232 143L234 144V142H232ZM237 143H238V141H237ZM241 143H242V141H241ZM36 144H37V143H36ZM169 144H170L171 146H170ZM215 144H213L214 147L216 146ZM152 145L154 146L155 149L152 148ZM177 145H178V144H177ZM177 145H176V146H177ZM234 145H235V144H234ZM100 146H101V145H100ZM149 146H151V147H150L151 150H150ZM176 146H175V147H176ZM235 146H236V145H235ZM158 147H159V148H158ZM171 148H170V149H171ZM177 148H179V147H177ZM198 148H199V147H198ZM217 148H218V147H217ZM217 148H216V147H215V148L212 147V150H215V149H216V151H219L220 148H218V149H217ZM159 149H161V150H159ZM162 149H164V150H162ZM168 149H169V148H168ZM174 149H175V148H174ZM174 149H173V150H174ZM179 149H181V147H180ZM154 150L160 151V152H158L159 154H157V151H154ZM173 150H172V151H173ZM177 150H178V149H177ZM177 150H176V151H177ZM149 151H148V153H149ZM169 151H170V150H169ZM169 151H168V152H169ZM182 151H183V149H182ZM216 151H212L213 154L215 153L217 156L220 155L219 153L217 154ZM222 151L224 152V150H222V149H221L219 152H222ZM154 152H156V153H154ZM168 152H167L166 154H168ZM195 152H197V151H195ZM155 154H156V155H160V156L156 157ZM174 154H176V153H174ZM194 154H195V153H194ZM216 155H215V157H214V155H213V160L216 159ZM170 156H171V155H170ZM164 157H165V156H164ZM189 157H190V156H188V158H189ZM220 157H221V156H220ZM252 157H254V156L252 155ZM117 158H118V157H117ZM165 158H166V157H165ZM158 159H159V158H158ZM162 159H164V158H162ZM253 159H254V158H253ZM159 160H160V159H159ZM159 160H158V163H156V164H157V165H158V164H160V165L162 164L163 166L161 167V169H163V167H164V165H165L166 163H165V162L163 163L164 160H162V161H159ZM176 160H177V159H176ZM187 160H188V159H186V161H187ZM192 160H194V159H192ZM90 161H91V159H90ZM150 161H151V164H150ZM171 161H172V160H171ZM173 161H174V160H173ZM180 161H181V160H180ZM195 161H196V159H195ZM198 161H199V160H198ZM159 162H160V163H159ZM181 162H182V161H181ZM181 162L178 161V163H181ZM147 163H148V166H147ZM183 163H184V162H183ZM195 163H196V162H195ZM198 163H199V162H198ZM235 163H236V162H234L233 164H235ZM154 164H155V163H154ZM176 164H177V163H176ZM185 164H187V163H185ZM172 165H173V164H172ZM172 165H171V166H172ZM193 165H195V164H193ZM236 165H237V164H236ZM165 166H166V165H165ZM169 166H170V165H169ZM183 166H184V165H183ZM185 166H186V165H185ZM185 166H184V167H185ZM198 166H200V165L198 164ZM198 166H195V168H196V169H199L200 167L197 168ZM147 167H148V168L150 167L149 170H148V171H149L148 174H147V172H148V171H147ZM154 167H156V165H154ZM158 167H159V166H158ZM184 167L181 168V169H184ZM187 167H188V166H187ZM191 167H193V166H191ZM191 167H190V168H191ZM202 167H203V165H202ZM202 167H201V169H202ZM260 167H261V166H260ZM177 168H178V166H177ZM177 168H176V169H177ZM240 168H241V167H240ZM158 169H159V168H158ZM158 169H156V170H158ZM178 169H179V168H178ZM178 169L176 170L177 173H178ZM188 169H189V168H188ZM179 170H180V169H179ZM154 171H155V170H154ZM159 171H160V169H159ZM159 171H157V173H158ZM161 171H162V170H161ZM181 171H182V170H181ZM183 171H184V170H183ZM189 171H190V169H189ZM194 171H195V170H194ZM208 171H209V170H208ZM225 171H226V170H225ZM238 171H239V173H241V170H238ZM184 172H185V171H184ZM186 172L188 173V171H186ZM205 172H206V171H205ZM153 173H154V172H153ZM157 173H156V175H157ZM160 173L163 174V173H164V170H163V172H160ZM160 173H158L157 177L160 175ZM179 173H180V172H179ZM179 173H178V174H179ZM187 173L184 174V175H187V176H185L186 178H188V174H187ZM206 173H208V172H206ZM178 174H177V175H178ZM190 174H191V176H192V173H190ZM190 174H189V176H190ZM193 174H194V175H193L194 177L192 176V178H195V179L198 178V176L195 175V173H193ZM263 175H264V174H263ZM109 176H111V174H110ZM179 176H180V175H179ZM179 176H178V179H177L178 181L180 180ZM182 176H183V175H182ZM195 176H196V177H195ZM147 177H148V178H147ZM155 177H156V176H155ZM157 177L155 178L154 183L156 182ZM185 177H183V178H184V180L186 181ZM150 178H151V176H150ZM181 178H182V177H181ZM183 178H182V181H184ZM189 178H190V177H189ZM192 178H190V179H192ZM261 178H262V177H261ZM195 179H194L193 182H197V181H199V180H198L199 178H198L197 180H195ZM262 179H264V178H262ZM157 180H158V179H157ZM192 180H193V179H192ZM192 180H191V181H192ZM161 181H162V180H161ZM161 181H160V182H161ZM260 181H261V180H260ZM157 182H158V181H157ZM189 182H190V181L188 180L187 183L190 184ZM243 183H244V186H246V185H245V182H243ZM246 183H247V182H246ZM152 184H153V183H152ZM156 184H157V183H156ZM156 184H153L152 186H151V184H150V185L148 184V186H149V188H151V187H153V186L156 185ZM162 184H163V183H162ZM191 185H195V184H194V183L192 184V182H191ZM247 185H248V184H247ZM154 187H155V186H154ZM157 188H158V186H156L154 189L157 190ZM239 188H240V187H239ZM241 188H242V187H241ZM241 188L239 189V191H240V190H243V189H241ZM151 189H152V188H151ZM151 189H149L148 192H151V191H150ZM174 189H175V188H173L172 191H173ZM246 189H247V186H246ZM152 190H153V189H152ZM176 190H177V188L175 189L174 192H176ZM178 190H179V188H178ZM158 191H159V189H158ZM243 191H244V190H243ZM243 191H241V192H243ZM156 192H157V191H156ZM159 192H160V191H159ZM159 192H158V194H160ZM263 192H264V189H263ZM263 192H262V193H263ZM153 193H155V191L152 192L151 194L153 195ZM180 193H181V192H179L178 195L181 196L182 193H181V194H180ZM134 194H135V195H134ZM147 194H148V195H147ZM209 194H210V193H209ZM152 195L150 196V198L148 197V198H149V200H148L149 202H150L151 198H152V200H153V197H155V195H156L157 198H158L161 194H160L159 196L157 195V193H155V195H153V196H152ZM178 195L176 194V200H177V198H178V199L181 198V197L179 198ZM208 196H209V195H208ZM160 197H161V196H160ZM221 197L223 198V196H221ZM155 198H156V197H155ZM202 198H203V199H202ZM202 198H201L202 201L205 199V203H206V199L211 200V199L208 198V197H207V198L202 197ZM173 199H174V198H173ZM223 199H224V198H223ZM261 199H262V198H261ZM154 200H155V199H154ZM160 200H161V201H164L165 199L162 198V199H160ZM174 200H175V199H174ZM153 202H154V201H153ZM155 202H156V201H155ZM175 202H176V201H175ZM203 202H204V201H203ZM160 203L162 204V203H164V202H158L159 212H160L161 210L164 209V208H163L164 205L162 206ZM177 203H178V205H177ZM197 203H198V202H197ZM201 203H202V202H201ZM207 203H209V202H207ZM211 203H212V202H211ZM50 204H51V203H50ZM194 204H195V203H194ZM199 204H200V203H199ZM199 204H198V205H199ZM213 204H214V203H213ZM213 204H211V205H209V206H208V205L205 206V204H203V205H204L205 207L209 208V207L212 206ZM257 204H258V203H257ZM174 205L178 207L179 205H181V204H180V201L177 200L176 204L174 203ZM174 205H173V207H174ZM125 206H126V205H125ZM160 206H161V207H160ZM181 206H182V205H181ZM181 206H179L178 209H177V207H174V208H176V210L179 212V211L182 209ZM204 206H203V207H204ZM213 206H214V205H213ZM258 206H259V205H258ZM173 207H172V208H173ZM216 207H218V206H216ZM241 207H243V206H241ZM146 208H147V206H146ZM160 208H161V210H160ZM162 208H163V209H162ZM179 209H180V210H179ZM210 209H212V208L210 207ZM173 210H175V209H173ZM173 210H172V214H173V212H174ZM165 212H166V210H165ZM167 212H169V211L167 210ZM137 213H140V211L137 212ZM143 213H144V212H143ZM143 213H142V214H143ZM161 213H163V211H161L160 214H161ZM142 214H141V215H142ZM146 214H147V211H146ZM163 214H164V213H163ZM163 214H162V215H163ZM170 214H171V212H170L168 215H170ZM213 214H214V211H213ZM213 214H212V215H213ZM144 215H145V214H144ZM173 215H174V214H173ZM173 215H172V216H173ZM194 215H197V214H194ZM142 216H143V215H142ZM182 216H183V215H182ZM143 217H144V216H143ZM143 217H142V218H143ZM146 217H147V215H146ZM157 217H158V216H157V213H156V218H157ZM259 217L262 218L261 220H259V222H260V221L262 222V220L264 219V212L262 213V212L260 211V216H259ZM140 218H141V217L137 218V220H138V219L140 220ZM172 218H174V217H172ZM176 218H179V217L177 216ZM183 218H184V217H183ZM130 219H131V218H130ZM133 219H134V217H133ZM144 219H145V218H144ZM154 219H155V216H154ZM163 219H164V218H163ZM169 219H170V218H169ZM180 219H181V218H180ZM131 220H132V219H131ZM135 220H136V218H135L133 221H135ZM139 220H138V221H139ZM141 220H142V219H141ZM211 221H212V220H211ZM211 221H210V223H211ZM97 222H98V221H97ZM97 222H96V223H97ZM136 222H137V221H136ZM179 222H180V221H179ZM181 222H182V221H181ZM208 222H209V221H208ZM222 224H223V223H222ZM229 224H230V222H229ZM229 224H227V225H229ZM230 225H231V224H230ZM94 226H97V225L95 224ZM203 226H204V225H203ZM209 227H210V226H209ZM209 227H208V228H209ZM230 227H231V226H230ZM95 228H97V227H95ZM98 228H99V227H98ZM223 228H224V227H223ZM101 230H102V229H101ZM207 230H208V229H207ZM137 232H138V231H137ZM146 232H147V231H145V233H146ZM201 232H204L205 234L207 233V234H209V236H210V234L213 235V233H211L210 229H209V232H210V233L205 232V231H202V230H201ZM201 232H200V234H201ZM222 233H223V232H222ZM222 233H219V234L222 235ZM143 235H144V233H143ZM212 235L210 236L211 238H212ZM146 236H147V235H146ZM199 236H200V235H198L197 238H199ZM201 236H205V235L202 233ZM201 236H200V237H201ZM206 236H208V235H206ZM216 237H217V236H216ZM227 237H228V236H227ZM257 237H258V236H254V237L252 236L253 239H255V238H257ZM197 238H195V239H197ZM202 238H203V237H202ZM262 238H263V237H262ZM262 238H261V239H262ZM200 239H201V238H200ZM217 239H219V238L217 237ZM253 239H251L250 241L252 242ZM259 239H260V238H259ZM257 240H258V239H257ZM262 240H263V239H262ZM201 241H202V240H201ZM218 241H219V240H218ZM216 242H217V241H216ZM256 242H257V241H256ZM256 242H255V243H256ZM260 242H261V241H260ZM221 243H222V242H220V245H221ZM209 244H210V243H209ZM245 244H246V243H245ZM255 245H256V246H254L251 250H249L250 252H248V253L245 254L246 256H243L242 258L239 257L238 260L236 259L237 257H235L236 252H233V254H235V255H232L231 253L226 254V255L228 256V255L231 254V255L233 256L232 258L235 257L234 261L236 262V260H237V262H236L235 264H264V261H262V257H261V253H260L262 247H264V246H263L261 243H260V244L258 243V245H257V243H256ZM207 246H211V245H206L205 248H206ZM221 246H222V245H221ZM144 247H145V246H144ZM144 247H143V248H144ZM243 247H244V246H243ZM139 248H140V247H139ZM208 248H209V247H207L206 250H207ZM210 248H212V247H210ZM81 249H82V247H81ZM81 249H78V250H81ZM146 249H147V247H146ZM263 249H264V248H263ZM76 250H77V249H76ZM98 250H99V249H98ZM136 250H137V249H136ZM143 250H145V248H144ZM210 250H212V249H210ZM73 251H74V250H73ZM114 251H116V249H115ZM137 251H138V250H137ZM240 251H242V250H240ZM238 252H239V251H238ZM47 253H48V252H47ZM72 253H73V252H72ZM104 253L106 254V251H105ZM239 253H240V252H239ZM96 254H97V253H96ZM96 254H95V255H96ZM135 254H136V256H137V252H135L134 255H135ZM93 255H94V254H93ZM98 255H99V254H97V258H98ZM209 255H210V254H209ZM226 255H225V256H226ZM231 255L228 256V257H229V258H228L229 260H231ZM216 256H218V255H216ZM227 256H226V257H227ZM241 256H242V255H241ZM95 257H96V256H95ZM139 257H140V256H139ZM263 257H264V256H263ZM130 258H131V257H130ZM132 258H133V257H132ZM207 258H208V257H206L205 260H208ZM216 258H217V257H216ZM218 258H219V257H218ZM92 259H93V258H92ZM98 259H100V258H98ZM98 259H97V260H98ZM133 259H135V260H132V261L130 260V261L127 262V263H128V264H139V263L137 262V257L135 258V256H134ZM141 259H143V258L141 257ZM203 259H204V258H203ZM219 259H220V258H219ZM219 259H218V261H217V259H216V261L218 262L217 264L220 263V260H219ZM263 259H264V258H263ZM99 261H100V260H99ZM127 261H128V260H127ZM139 261H140V260H139ZM93 262H97V261L94 259ZM221 262H222V261H221ZM142 263H143V262H142ZM206 263H207V261H206ZM206 263H205V264H206ZM211 263H212V262H211ZM140 264H141V263H140ZM209 264H210V263H209ZM233 264H234V263H233Z\"/></svg>", "mask_w": 264, "mask_h": 264}, {"label": "crops", "instance_id": "0c3cea01", "mask_svg": "<svg viewBox=\"0 0 264 264\" xmlns=\"http://www.w3.org/2000/svg\"><path fill=\"white\" fill-rule=\"evenodd\" d=\"M258 96H262V94H260L259 93V95ZM259 100V102H261L262 100H260V98H258ZM261 103H264V101H262ZM259 107H260V109H263L264 110V105H261V104H257Z\"/></svg>", "mask_w": 264, "mask_h": 264}]
</instances>
